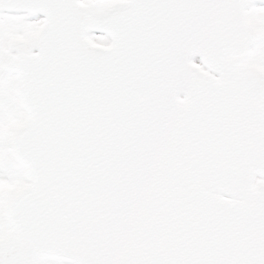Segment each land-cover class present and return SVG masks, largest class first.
Listing matches in <instances>:
<instances>
[{
  "label": "snow or ice",
  "instance_id": "obj_1",
  "mask_svg": "<svg viewBox=\"0 0 264 264\" xmlns=\"http://www.w3.org/2000/svg\"><path fill=\"white\" fill-rule=\"evenodd\" d=\"M0 264H264V0H0Z\"/></svg>",
  "mask_w": 264,
  "mask_h": 264
}]
</instances>
